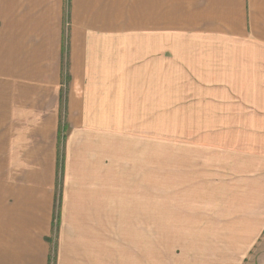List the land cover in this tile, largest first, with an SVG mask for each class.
<instances>
[{
	"label": "crops",
	"instance_id": "obj_1",
	"mask_svg": "<svg viewBox=\"0 0 264 264\" xmlns=\"http://www.w3.org/2000/svg\"><path fill=\"white\" fill-rule=\"evenodd\" d=\"M148 227L264 258V0H0V264H148Z\"/></svg>",
	"mask_w": 264,
	"mask_h": 264
},
{
	"label": "rangeland",
	"instance_id": "obj_2",
	"mask_svg": "<svg viewBox=\"0 0 264 264\" xmlns=\"http://www.w3.org/2000/svg\"><path fill=\"white\" fill-rule=\"evenodd\" d=\"M164 218H168L171 213L169 211H164ZM148 219L154 218V213H147ZM171 228L158 229L154 227L147 228V252H148V264H153L156 257H160L158 253L169 254L174 252L177 245V238L174 239L171 235ZM175 230V229H173ZM163 231V235L159 236L155 232ZM262 247L264 246L261 245ZM259 254V253H258ZM257 264H264V258L257 261Z\"/></svg>",
	"mask_w": 264,
	"mask_h": 264
}]
</instances>
